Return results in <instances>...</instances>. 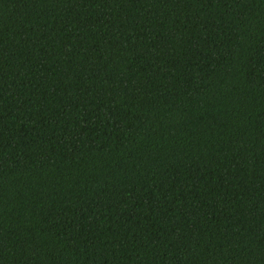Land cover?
I'll return each mask as SVG.
<instances>
[{"label":"trees","instance_id":"1","mask_svg":"<svg viewBox=\"0 0 264 264\" xmlns=\"http://www.w3.org/2000/svg\"><path fill=\"white\" fill-rule=\"evenodd\" d=\"M0 264H264V0H0Z\"/></svg>","mask_w":264,"mask_h":264}]
</instances>
